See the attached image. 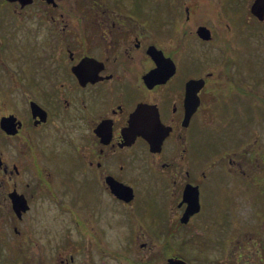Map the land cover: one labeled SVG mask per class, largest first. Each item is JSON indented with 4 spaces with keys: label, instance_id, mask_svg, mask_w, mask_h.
I'll list each match as a JSON object with an SVG mask.
<instances>
[{
    "label": "flooded vegetation",
    "instance_id": "obj_1",
    "mask_svg": "<svg viewBox=\"0 0 264 264\" xmlns=\"http://www.w3.org/2000/svg\"><path fill=\"white\" fill-rule=\"evenodd\" d=\"M252 2L0 0V77L18 88L0 114L15 126L0 127V211L23 263L37 244L31 227L56 246L47 231L63 219L68 252L56 250V264H192L172 234L213 210L222 173L245 182L264 164V49L256 70L247 44V18L264 17ZM251 116L261 137L253 157ZM188 186L199 209L184 222ZM148 210L165 211L159 231Z\"/></svg>",
    "mask_w": 264,
    "mask_h": 264
},
{
    "label": "rangeland",
    "instance_id": "obj_2",
    "mask_svg": "<svg viewBox=\"0 0 264 264\" xmlns=\"http://www.w3.org/2000/svg\"><path fill=\"white\" fill-rule=\"evenodd\" d=\"M237 1V0H236ZM247 10L248 7L228 6L226 12L232 16H236L237 11ZM240 15V14H239ZM247 20H250L248 31L251 33H259V35H250V41L247 43L251 49L250 59L252 57L255 63V69H259V54L264 49V20L257 21L252 18L251 14ZM240 22L235 23V27H239ZM255 41V46L252 39ZM261 42L259 41V39ZM1 72V71H0ZM258 76V72L256 73ZM0 114L7 109L5 104L10 95L12 103L18 99V88H5L4 80L0 77ZM4 86V87H3ZM11 109V108H10ZM256 118L250 117L249 123L252 124ZM256 123L250 126L249 139L251 157L257 155V143L261 142L259 130ZM207 134L209 132L207 131ZM221 134V133H220ZM217 142L222 143L226 140L227 133L217 135ZM256 136L258 138L255 140ZM222 137V138H221ZM1 139V135H0ZM207 141H209L207 139ZM0 142V146H1ZM260 145V144H259ZM218 159L221 154H226V150L220 151V145L217 148ZM254 153V154H253ZM259 154V153H258ZM252 160V159H251ZM254 160L253 164H256ZM259 162V161H258ZM227 175V179L218 182L217 191H215V204L213 210H201L200 214L192 217L186 224L183 231L176 232L170 237L172 245L178 246L186 259L192 264H264V164L249 167V176L247 181L243 182L236 174ZM227 181L229 183H227ZM151 199V198H150ZM152 202V201H150ZM157 206V204H155ZM154 209L153 203L149 204ZM140 211V210H136ZM149 213V229L151 231H159L158 228L163 227L164 210H148ZM4 213L0 211V264H56L55 252L60 254L68 252L67 245L64 240L68 231L64 228L63 219H58V224L53 229L47 231V234L57 238L56 246L50 245L45 239L44 232L37 229L35 225L31 227V235L37 239V244L28 246L25 250V257L28 260L23 263L20 257L19 239L13 233L12 227L8 226ZM61 218V217H58ZM17 226H20L18 220H15ZM55 223V222H54ZM37 233H41L42 237L37 238ZM66 233V234H65ZM182 236V237H181ZM71 239V235L68 236ZM161 234L154 240L153 253H164L163 247L160 248ZM79 237L76 241H79ZM56 240V241H57ZM79 243L75 244L73 251L76 259H82L83 247L78 248ZM94 254L93 247L90 248ZM131 249V254L135 252ZM138 254V252H136ZM144 254V253H141ZM40 255V256H39ZM42 257V258H41ZM53 258V259H51ZM96 264H106L99 263Z\"/></svg>",
    "mask_w": 264,
    "mask_h": 264
},
{
    "label": "water",
    "instance_id": "obj_3",
    "mask_svg": "<svg viewBox=\"0 0 264 264\" xmlns=\"http://www.w3.org/2000/svg\"><path fill=\"white\" fill-rule=\"evenodd\" d=\"M250 9H251V12L257 18L262 19L264 17V0H253ZM201 28H202V33H204V35H206L204 32L205 27H201ZM0 127L5 129L6 131L14 132L15 126H14V122H13V117L10 115L9 116L1 115L0 116ZM130 196L131 195L129 193V196H126V197H130ZM184 197L187 200V206H186V209L183 211L181 218L184 222H186L188 220L189 216L191 214L197 212L199 209L198 193H197L196 188L195 187L192 188L189 186L186 187L185 192H184ZM18 199H19V197H16L17 205L19 203ZM19 205H20V203H19ZM15 211L17 214L20 213V210H15ZM166 264H188V263L182 258H177V257L172 256V257H169Z\"/></svg>",
    "mask_w": 264,
    "mask_h": 264
}]
</instances>
